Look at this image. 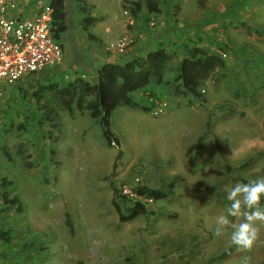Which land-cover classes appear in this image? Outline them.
<instances>
[{
	"label": "rangeland",
	"instance_id": "obj_1",
	"mask_svg": "<svg viewBox=\"0 0 264 264\" xmlns=\"http://www.w3.org/2000/svg\"><path fill=\"white\" fill-rule=\"evenodd\" d=\"M64 1L60 62L0 83V179L10 181L5 191L21 203L4 208L0 196V229L10 231L8 241L0 238V264H245V257L246 264H264V228L252 251H239L230 243L231 224L243 217L227 213V193L240 179L264 177V0H156L158 12L142 5L134 16L123 0ZM123 10L133 22H125ZM85 15L100 18L84 28ZM106 26L116 35L125 28L122 37L132 40L114 54L121 61L138 42L144 48L137 54L161 44L171 54L161 82L153 78L131 93L139 106L112 111L117 144L108 143L87 111H59L54 122H42L43 110L31 96L35 86L26 82L95 80L93 68L116 38ZM192 45L215 50L225 61L199 87L201 97L168 89ZM249 157L253 163L239 168ZM111 180L128 195L118 199L122 208L139 200L147 212L120 221ZM139 185L167 195L137 197L131 191ZM220 215L230 224L217 236Z\"/></svg>",
	"mask_w": 264,
	"mask_h": 264
},
{
	"label": "trees",
	"instance_id": "obj_2",
	"mask_svg": "<svg viewBox=\"0 0 264 264\" xmlns=\"http://www.w3.org/2000/svg\"><path fill=\"white\" fill-rule=\"evenodd\" d=\"M129 3L127 7L131 15H136L142 5L150 12H158L159 7L156 0H123ZM52 8V30L56 38L59 39L60 34L66 29V10L64 0H50ZM126 6V5H125ZM100 17L85 15L82 24L86 28L96 23ZM171 58V54L162 44L155 49L138 55L123 63L104 62L96 70L94 81H89L81 76H76L71 80L64 82H56L48 80L47 83L29 82L31 87L35 89L31 91V96L34 98L38 107L43 110L41 121H53V117L57 116L59 111H65L69 115H74L75 112L87 111L91 118L97 119L102 127L103 135L108 143L117 144L115 135L110 129V117L112 111L118 105L139 106L133 99L131 93L149 85L153 78L157 82L162 81V69L167 60ZM225 61L221 54L215 50H209L199 45L187 46L186 54L180 59L177 66V73L173 81L168 82V89L173 94L191 95L193 97H201L199 87L217 68H224ZM35 74V73H34ZM34 80V79H33ZM148 110L149 107L140 106ZM54 122V121H53ZM19 125V129L22 128ZM9 131L12 127L8 128ZM201 136L196 144L195 154L199 156L201 153ZM4 150V147H2ZM22 152V149H19ZM4 153L9 157L6 150ZM121 157V151H118L116 159ZM223 157V154H222ZM255 157H249L246 161L240 164L239 168L249 167ZM226 172L229 173L232 169L229 164H226ZM242 183H247L249 180L240 179ZM6 178L0 179V187L3 191L0 196L4 203V208L16 206L20 208L21 203L19 198L14 195L9 197L5 187L9 184ZM113 198L112 205L117 211L120 221H129L137 215L146 213L147 210L143 202L135 200L132 205L122 208L118 199L122 196L128 198V195L121 194V190L117 188L114 181H110ZM206 191H215L214 187H205ZM132 194L137 197L151 198L153 200L163 198L167 192L161 189L150 188L144 185L136 186L132 189ZM64 223L68 227L70 233H73L74 226L70 214L64 212ZM0 238L8 241L10 239L9 230L0 229Z\"/></svg>",
	"mask_w": 264,
	"mask_h": 264
},
{
	"label": "built area",
	"instance_id": "obj_3",
	"mask_svg": "<svg viewBox=\"0 0 264 264\" xmlns=\"http://www.w3.org/2000/svg\"><path fill=\"white\" fill-rule=\"evenodd\" d=\"M29 1L0 0V83L18 81L62 59L49 2ZM127 44L121 42L118 51Z\"/></svg>",
	"mask_w": 264,
	"mask_h": 264
},
{
	"label": "clouds",
	"instance_id": "obj_4",
	"mask_svg": "<svg viewBox=\"0 0 264 264\" xmlns=\"http://www.w3.org/2000/svg\"><path fill=\"white\" fill-rule=\"evenodd\" d=\"M227 199L231 201L227 208L228 215L238 219L243 217L242 221L231 224L230 243L239 251L250 252L260 239L261 228H264V177L247 183L237 182L228 191ZM216 223L215 234L219 236L230 221L225 215H220ZM247 259L245 257V264Z\"/></svg>",
	"mask_w": 264,
	"mask_h": 264
},
{
	"label": "crops",
	"instance_id": "obj_5",
	"mask_svg": "<svg viewBox=\"0 0 264 264\" xmlns=\"http://www.w3.org/2000/svg\"><path fill=\"white\" fill-rule=\"evenodd\" d=\"M117 7H118V5H117ZM121 8V7H120ZM122 9V8H121ZM126 14V11L125 10H123V15H125ZM91 16H93V15H91ZM126 16V15H125ZM125 16H124V20H125V22H127V21H134V19H129L127 16V18H125ZM95 17H98V16H95ZM123 20V21H124ZM120 22V23H119ZM121 22L122 21H118V24H121ZM124 22V23H125ZM114 22L112 21V24H113ZM111 24V25H112ZM124 24H122V26H123ZM104 31H105V33L106 34H109V37H116L115 38V41H113V42H110L107 46H106V49H108L107 51H108V53L105 55V58L102 60V62H100L98 65H95L94 67L95 68H93L94 69V71H93V73H94V76L96 77V70H97V68L102 64V63H104V62H118V63H123V62H125V61H127V60H123V61H121L120 60V58L119 57H117V55H114V54H121V53H124L125 51H126V47H125V49H124V51L123 52H119L118 51V47H119V45H120V43L121 42H131L132 40L129 38V40H125L126 38L125 37H122V33H124V32H127V31H125V28L122 30V33L120 34V35H116V33H113L112 32V30H111V28H110V26H106L105 28H104ZM132 33H134V31H132L130 34H132ZM130 36H132V35H130ZM136 38V37H135ZM134 45V47H133V49L132 50H134V52L129 56V59L128 60H130V59H132V58H134V57H136V56H138V55H140V54H137L138 52H137V50L138 49H142V48H144V47H141V46H143V44H142V42H138V43H134L133 44ZM163 45V44H162ZM131 48V47H130ZM130 48L127 50L128 52H130L129 50H130ZM149 51V50H148ZM94 81V80H93ZM146 87V86H145ZM144 87V88H145ZM141 89H143V88H141ZM132 95V94H131Z\"/></svg>",
	"mask_w": 264,
	"mask_h": 264
}]
</instances>
